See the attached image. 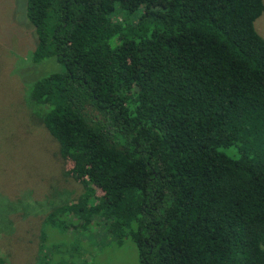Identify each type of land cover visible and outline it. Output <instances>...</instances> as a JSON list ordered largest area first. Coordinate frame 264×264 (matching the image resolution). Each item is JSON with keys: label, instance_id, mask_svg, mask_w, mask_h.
<instances>
[{"label": "trees", "instance_id": "1", "mask_svg": "<svg viewBox=\"0 0 264 264\" xmlns=\"http://www.w3.org/2000/svg\"><path fill=\"white\" fill-rule=\"evenodd\" d=\"M263 10L25 0L30 61L55 65L29 100L81 187L44 216L43 238L96 222L130 238L138 264H264Z\"/></svg>", "mask_w": 264, "mask_h": 264}, {"label": "rangeland", "instance_id": "2", "mask_svg": "<svg viewBox=\"0 0 264 264\" xmlns=\"http://www.w3.org/2000/svg\"><path fill=\"white\" fill-rule=\"evenodd\" d=\"M25 21V0H0V258L4 264H138L131 239H113L100 223L40 235L52 206L74 200L81 187L71 159L37 122L43 107L29 100L33 81L55 65L31 63L34 36ZM253 27L264 39V10Z\"/></svg>", "mask_w": 264, "mask_h": 264}]
</instances>
